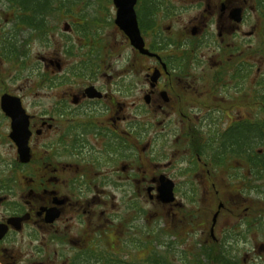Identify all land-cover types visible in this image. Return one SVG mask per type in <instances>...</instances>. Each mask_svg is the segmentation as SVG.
I'll return each instance as SVG.
<instances>
[{"label": "flooded vegetation", "instance_id": "obj_1", "mask_svg": "<svg viewBox=\"0 0 264 264\" xmlns=\"http://www.w3.org/2000/svg\"><path fill=\"white\" fill-rule=\"evenodd\" d=\"M107 5L104 11H111L103 21L118 33L110 40L102 27H88L80 11L79 21L63 23L65 34L78 27L77 57L68 68L60 56L41 57L39 96L34 95V63H27V48L16 43L25 29L0 30V167L9 168L0 171V224L6 227L0 244L24 237L27 230L44 254L56 239H73L66 230L73 215L80 225L94 220L95 228H107L111 236L115 195H155L160 204V185L170 181L175 196L215 197L221 193L212 188L233 177L226 154L221 161L216 157L219 143L203 141L245 118V63L253 57L247 65L254 66L260 55L256 0H136L137 24L148 52L134 47L116 24L113 0ZM7 10L14 16V9ZM245 23L251 24L247 35L256 36V48L243 47ZM27 29V38H45L52 31L39 36ZM62 42L58 51L71 54L73 45ZM148 112L155 116L153 140L146 132ZM232 118L225 128L211 127L213 120ZM197 132L203 135L202 153L195 148ZM14 137H25L28 161L21 160ZM152 145L153 167L146 165ZM2 151L12 153L5 157ZM256 199L264 208L263 198ZM220 203L218 217L226 206ZM52 212L57 213L53 219ZM237 226L245 238L253 227L245 222ZM82 236L77 230L73 239L79 248L83 239L94 241L92 235ZM13 253L0 250V258Z\"/></svg>", "mask_w": 264, "mask_h": 264}, {"label": "rangeland", "instance_id": "obj_2", "mask_svg": "<svg viewBox=\"0 0 264 264\" xmlns=\"http://www.w3.org/2000/svg\"><path fill=\"white\" fill-rule=\"evenodd\" d=\"M99 1V4H97ZM111 0H79L76 8L71 11V13L66 14L60 21L57 22L56 28L52 27V31H50L49 35L45 38L39 37H29V30L25 29L24 31L19 32L17 36L16 43L19 46H22L26 49L24 56L26 58L27 63H34V95L39 96L43 95V88L38 86L37 75L41 71V57L49 56L56 57L60 56L65 62L66 67H70L73 61L76 59L77 55V43L79 42L78 38V27H72L69 33H64L62 31V25L65 22L73 23L80 20V13L83 15H87V19H92L94 17H98L94 22L91 21V27L97 28L102 27V33H107L110 37V40L118 33L117 29L113 27V25L108 24L103 21L104 14L110 13L111 8H108V12H105L103 7L108 6V2ZM89 4V5H88ZM9 5L8 0H0V26L1 33L4 34L6 30L10 29L11 26L14 28V16L11 13V10H7V6ZM98 10H102L99 13ZM108 13V14H109ZM113 15V12H111ZM79 19V20H78ZM104 26V28H103ZM101 28H99L100 30ZM245 33L243 35V47L244 49L256 48V36L247 35L252 27L250 23H245L244 28ZM119 35V34H118ZM62 40H66L70 47L71 54H68L64 51V48L58 51V47L63 44ZM27 43V46L24 44ZM260 43V38H259ZM259 48V47H258ZM260 50V49H259ZM256 64L252 67H249L248 64L253 63V57L247 58V63H245V81H244V102H243V113L247 118H255V115H262L260 112L261 100L263 96L261 95L262 86L260 84L262 76L264 77V55L261 54L256 58ZM40 65V66H39ZM39 68V69H38ZM259 69V70H258ZM258 70V71H257ZM41 79V77L39 76ZM154 113L148 112L146 115V120L148 123H151V126H147V137L155 138V130L156 123L154 121ZM242 118V117H241ZM234 122L232 120H213L211 121L212 125L217 128L222 127L225 128L227 124H231ZM198 123V122H197ZM206 129V127H204ZM154 145V141H152ZM152 146H149L148 153L146 152V165H150L151 161H154L151 158L155 154H152ZM256 151L259 150V146L255 148ZM181 151V149H180ZM3 156L9 157L12 152L2 151ZM233 167L236 164H232ZM240 172L246 173L244 168H237ZM9 170L8 167H0V171L3 173H7ZM151 170H148V172ZM229 182L227 184H216L217 188L221 195L213 197V195H196L194 197H190L188 200L187 197L189 195H176L175 199L169 203L158 204L155 195H152V199L149 198V195H115L114 198V225L113 229L110 228V231L113 230V234L111 236L107 235V228H95L92 224L95 222L93 220L90 222H83L82 225L79 224V220H81L78 215L72 221H70V226L66 227L68 238H75L76 231H80L83 233L82 239L85 235H92L94 241H96L97 245L100 247L106 248H117L118 253L123 255L125 258L133 259V256L143 257L144 250L142 247L145 245V238H148L145 233H150L153 235L149 237L152 240V244L156 245L158 242V238L154 235L157 232H154L155 229H159L160 225L167 230L168 232H172V236L170 240L178 238L181 235V230L185 227L186 222L192 220L197 224L196 229L194 230L200 236V239H208L210 237L218 239L222 236L223 232H229L230 230L240 231L239 221L243 219L249 213L254 206H257L260 202L256 198H263L264 195H257L259 192H264V186L262 180L257 181L258 190H254L253 193H249V191L243 192L245 194H239L241 192H236L238 188L237 184L230 183L233 180H236L234 176L229 178ZM132 184V188H133ZM249 193V195H248ZM223 201L226 203L227 207H231L228 209H222L221 214L217 218V224L215 225L213 232H210L211 227V219L215 211L217 210V205L219 201ZM261 202V203H262ZM264 204V203H262ZM263 209V205L260 206ZM143 208L141 212L138 213V209ZM264 210V209H263ZM4 212V207L0 206V214ZM254 213V212H253ZM141 214V216H139ZM255 215L263 213H254ZM256 217V216H255ZM139 218L141 221L139 222ZM260 220H256L253 227L249 230V236L247 238L239 237L237 241L234 238L228 237V245L231 244L233 247L238 248L237 252L240 260L244 264H264V224H260ZM256 226L257 228H255ZM150 229V232L148 231ZM187 229V227H185ZM194 229V228H193ZM192 230V229H191ZM175 231L177 232L174 235ZM86 232H89L88 234ZM27 230L23 232L24 237L20 235L13 240H8L5 243L0 244V250L5 252L13 250V256L7 257V259L0 258V264H70L71 257L74 256L77 252L80 253L79 246L74 244V240L71 241H62L55 240L51 242L49 247H46L47 254L49 258L46 257V250L43 254V246H38V241L32 240L31 237L28 236ZM232 233V232H231ZM233 235V234H232ZM90 239V238H89ZM168 239V238H166ZM142 241V242H141ZM87 248L89 242L86 244V241L83 239L82 247ZM42 250L39 251L38 250ZM94 247V246H93ZM160 248V245H158ZM116 249V250H117ZM56 255L54 256V253ZM1 257V256H0Z\"/></svg>", "mask_w": 264, "mask_h": 264}, {"label": "trees", "instance_id": "obj_3", "mask_svg": "<svg viewBox=\"0 0 264 264\" xmlns=\"http://www.w3.org/2000/svg\"><path fill=\"white\" fill-rule=\"evenodd\" d=\"M9 5L7 8L14 9L15 27L30 30L34 32L39 31V36L45 33L48 29H52L58 21L65 18L64 16L73 11L79 0H8ZM256 7L260 17L259 34L260 43L259 49L261 54L264 55V0H256ZM89 5V4H88ZM84 23L89 27L91 19L86 20ZM17 28V29H19ZM263 99L260 112L262 115L255 118H247L236 121L225 129L217 130L218 134L212 132L213 137L209 142L205 139V145L209 143L218 142L219 145L216 157L219 161L223 160L222 153H225L228 161V168L230 175H233L236 180L231 184L238 183L236 192H252L258 190L257 181L262 180L264 186V77L262 76L261 82ZM216 135L218 138L215 140ZM203 135L200 132L196 134L195 148L198 153H202ZM259 150L256 151V147ZM236 164L235 167L232 164ZM237 168H244L246 173L240 172ZM232 169L235 171L232 172ZM227 205L225 206L226 209ZM228 208V207H227ZM229 207L228 209H230ZM232 209V208H231ZM264 209V208H263ZM260 205L254 206L253 209L246 213L247 215L240 219L239 225L242 222L249 226H253L255 221L260 220V224H264V210ZM233 210V209H232ZM263 214H257L254 213ZM256 216V217H255ZM197 224L192 220L186 222L185 227L181 230V235L178 238L170 240L172 232H168L161 225L154 236L158 238L156 245L152 244L149 237L153 235L145 233L148 238H145V245L142 247L144 250L143 257L133 256V259L125 258L118 253V249L106 248L95 246L96 241H91L90 246L87 248H80V253L74 254L70 259V264H244L238 255V248L228 245V237L237 238L246 236V232L230 230L223 232L222 236L218 239L212 237L201 240L200 236L194 230ZM237 226V225H236ZM194 228V229H193ZM251 227H249L250 229ZM192 229V230H191ZM232 232V233H231ZM176 231L174 235H176ZM233 234V235H232ZM168 238V239H166ZM142 242V241H141ZM160 245V248H158ZM94 246V247H93Z\"/></svg>", "mask_w": 264, "mask_h": 264}, {"label": "water", "instance_id": "obj_4", "mask_svg": "<svg viewBox=\"0 0 264 264\" xmlns=\"http://www.w3.org/2000/svg\"><path fill=\"white\" fill-rule=\"evenodd\" d=\"M116 7V24L129 36L131 44L138 48L140 52H148L143 47V41L140 36V31L137 24L136 13L134 10V5L136 0H113ZM67 29V26H65ZM3 101H6L5 96L2 97ZM11 116L15 118L17 116L16 111L11 113ZM18 144V153L22 161L26 162L29 159V151L26 146L25 137L22 140L14 137ZM173 183L166 181L160 185V200L163 202H172L175 199V196L172 194ZM220 207V206H219ZM218 211L214 213L212 218V227L211 233L213 232V226L216 222ZM57 216L56 212H52V219ZM6 232V227L0 224V238Z\"/></svg>", "mask_w": 264, "mask_h": 264}]
</instances>
